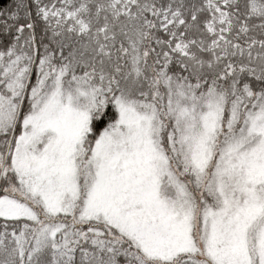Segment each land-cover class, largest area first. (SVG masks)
<instances>
[{"label":"snow or ice","instance_id":"6c2138e0","mask_svg":"<svg viewBox=\"0 0 264 264\" xmlns=\"http://www.w3.org/2000/svg\"><path fill=\"white\" fill-rule=\"evenodd\" d=\"M0 264H264V0H0Z\"/></svg>","mask_w":264,"mask_h":264}]
</instances>
